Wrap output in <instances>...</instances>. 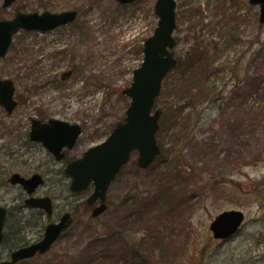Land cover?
<instances>
[{"label":"rangeland","instance_id":"rangeland-1","mask_svg":"<svg viewBox=\"0 0 264 264\" xmlns=\"http://www.w3.org/2000/svg\"><path fill=\"white\" fill-rule=\"evenodd\" d=\"M156 1L17 0L5 9L0 0V22L19 12H79L71 25L20 32L0 59V79L15 81L19 101L11 116L0 106V205L11 211L3 260L68 211L69 230L46 254L19 264H264V25L249 0H177L175 56L184 59L197 42L210 53L217 44L218 90L193 108L177 98V70L169 74L156 104L162 155L146 170L132 155L109 189L105 214L93 218V189L72 194L58 173L64 167L26 143L33 119L84 124L81 154L108 138L131 104L123 92L158 26ZM68 71L72 78L61 80ZM16 172L46 176L39 194L54 201L51 219L23 210L26 219L18 220L26 196L8 183ZM232 210L245 214L244 225L215 239L211 224Z\"/></svg>","mask_w":264,"mask_h":264},{"label":"water","instance_id":"water-1","mask_svg":"<svg viewBox=\"0 0 264 264\" xmlns=\"http://www.w3.org/2000/svg\"><path fill=\"white\" fill-rule=\"evenodd\" d=\"M17 0H3V8L13 6ZM121 5L132 4L140 0H115ZM251 6L259 7V22L264 25V0H249ZM176 0H157L155 14L159 18L158 26L153 35L144 43V59L141 66L134 71L133 82L124 94L131 99L126 111L125 121L119 123L106 141L85 152L82 158L69 163L65 174L71 178L72 193L87 191L93 186L94 190L88 199L93 206L100 202L92 212V217L103 215L107 209L108 190L131 159L138 152V166L148 169L161 155L157 134L161 130V109H155L161 95L163 83L167 76L178 66V59L173 49L176 46L174 32L177 28ZM78 11L62 13H23L19 12L12 20L0 22V59L7 56L14 36L20 31L47 32L69 25L76 21ZM16 87L12 80H0V104L12 114L18 106L15 100ZM81 127L57 119L43 124L34 120L31 128V140L42 143L58 161L64 159L63 150L72 149L81 135ZM11 185H21L24 190L33 195L44 185V178L37 174L27 179L20 174H14ZM28 206L42 209L51 216L53 201L49 197L26 201ZM246 217L242 211H227L219 215L211 224L210 230L217 240H228L241 229ZM7 221V209L0 206V247L4 239V229ZM71 214L62 217L59 223L47 226L44 239L35 245L21 248L12 253L10 260L0 264H18L34 258L37 254H46L59 240L61 235L71 226ZM1 256V249H0Z\"/></svg>","mask_w":264,"mask_h":264},{"label":"trees","instance_id":"trees-1","mask_svg":"<svg viewBox=\"0 0 264 264\" xmlns=\"http://www.w3.org/2000/svg\"><path fill=\"white\" fill-rule=\"evenodd\" d=\"M212 35H216V30H212ZM231 31V30H230ZM196 33L199 34L197 31ZM215 46L213 47L214 52L210 53V47L205 48L197 42L195 48L191 52L186 54L184 59H179V65L175 69L177 70L176 88L179 90L177 98L184 103L192 105L195 108L198 99L197 97H203V101H208L211 99V94L216 93L218 88L212 91L215 84L217 85L216 76L220 74V68H217L216 62L219 60L220 55L216 52L217 44L212 42ZM143 54V48L140 49ZM174 70V71H175ZM213 85V87H212ZM197 100V101H196ZM185 108L182 107L180 110V118L184 114ZM195 110V109H193ZM164 127V123L162 128ZM179 135L185 132L183 126L177 129ZM162 150H164V145L160 143ZM22 244H19L18 248Z\"/></svg>","mask_w":264,"mask_h":264},{"label":"flooded vegetation","instance_id":"flooded-vegetation-1","mask_svg":"<svg viewBox=\"0 0 264 264\" xmlns=\"http://www.w3.org/2000/svg\"><path fill=\"white\" fill-rule=\"evenodd\" d=\"M14 39H15V38H14ZM13 43H14V41H13ZM72 75H73V73H72L71 71L65 72V73H63V74L61 75V80H63V81H67L68 79H71V78H72ZM16 90H17V87H16ZM15 100H16V101L18 102V104H19V101L17 100L16 97H15ZM52 119H57V118H50V119H48V120H42V121H41V120H38V121L42 122L43 124H46V123H49ZM34 120H36V119H33V120L31 121V125H32V123H33ZM58 120H60V119H58ZM75 124H77V125H79V126L81 127V131H82V133H81V135L79 136L77 142L75 143V146H74L72 149L65 148V149L63 150L62 153H64V159H63L62 161H58L57 158H56L54 155H52L51 153L48 152V153H49V156H50V157H51V158H52L57 164H61V165L64 167V169L62 170V172H58V173H59V176H63L64 178H67L69 182H70V179L65 175V172H64L65 167H66L69 163H71L72 161H75V160L81 158V157L84 155V153H85V151L82 152V154H81V153H78V152H77V149H78V146H79L80 138H81V136L83 135L84 130H86V126H85L84 124H79V123H75ZM30 130H31V127H30ZM26 143H27L28 145H30V146H40L41 148H44V146H43L41 143L33 142V141L31 140L30 133H29V138L27 139ZM44 149H45V148H44ZM76 152H77V154H76ZM75 154H76V155H75ZM124 168H125V167H124ZM124 168H123V169H124ZM121 172H122V171H121ZM121 172H120V173H121ZM14 174H20L22 177L27 178V179L33 177L34 175L40 174V175H42V176L44 177V179H45V181H46V176H45L44 174L40 173V172H34V173H32V174H29V175L22 174V173H19V172H16V173H14ZM117 177H118V176H117ZM115 180H116V179H115ZM114 182H115V181H114ZM18 187H21V186L18 185ZM21 188H22V187H21ZM22 189H23V188H22ZM23 190H24V189H23ZM24 193H25L24 196H26V198L24 199L23 206L21 207V213H20V216L18 217V220H22V219L25 220V219H26L25 217L22 216V215H24L23 210L42 211V212H45V213H46V211H44V210H42V209L35 208V207H32V206H27L26 201H27L28 198L41 199V198H45V197H47V196H42V195H40V194H39V189H38L33 195H31V196H29V195L26 193V191H24ZM107 198H108V194H107ZM52 200H53V199H52ZM107 200H108V199H107ZM107 204H108V201H107ZM96 205H99V203H97ZM6 208H7V207H6ZM53 208H54V210H53V213H52L51 216H49V215L46 213L47 216H48V218H50V219L53 217V214L55 213V205H54V201H53ZM7 209H8V208H7ZM68 213H70V212H68V211H64L63 213H61V214L59 215L57 221L49 220L50 223L47 224V226L50 225V224H53V223H59V222L61 221L62 217H63L64 215L68 214ZM70 214H71V213H70ZM71 215H72V218H73V222H72V224H71V226H72L73 223H74V216H73V214H71ZM10 216H11V211L8 209L7 223H8V220H9V217H10ZM24 218H25V219H24ZM24 222H25V221H24ZM6 226H7V224H6ZM47 226L45 227L44 233H43L39 238H37V239H35V240L31 241V242L21 243L22 245H21L20 248H24V247H28V246L35 245V244L40 243V242L44 239V237H45V232H46V228H47ZM71 226H70V227H71ZM70 227H69V228H70ZM69 228L65 231V233L69 230ZM65 233H63L62 236H63ZM62 236H61V237H62ZM5 238H6V234H5V237H4V241H3V242H5ZM20 248H17V249H20ZM17 249L12 250V251L9 253V255H8V259H11L12 253H13L14 251H16ZM37 256H42V255L37 254L36 257H37Z\"/></svg>","mask_w":264,"mask_h":264}]
</instances>
